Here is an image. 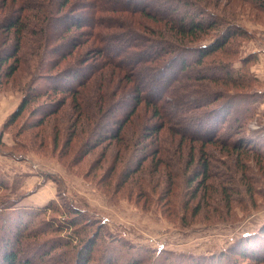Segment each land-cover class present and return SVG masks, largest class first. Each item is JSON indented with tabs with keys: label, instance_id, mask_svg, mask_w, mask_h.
Returning <instances> with one entry per match:
<instances>
[{
	"label": "rangeland",
	"instance_id": "rangeland-1",
	"mask_svg": "<svg viewBox=\"0 0 264 264\" xmlns=\"http://www.w3.org/2000/svg\"><path fill=\"white\" fill-rule=\"evenodd\" d=\"M22 1L0 89L19 257L75 264L97 231L87 264H264V0H0V18Z\"/></svg>",
	"mask_w": 264,
	"mask_h": 264
},
{
	"label": "trees",
	"instance_id": "trees-1",
	"mask_svg": "<svg viewBox=\"0 0 264 264\" xmlns=\"http://www.w3.org/2000/svg\"><path fill=\"white\" fill-rule=\"evenodd\" d=\"M5 2L7 0H4ZM13 3L16 2L17 0H12ZM39 2L36 3V7L38 10L41 9L43 2L41 0H38ZM61 7H65L69 4L70 0H59ZM26 3V5H25ZM25 3L19 2L18 7L21 8V10L15 11L13 9H10V11H8V13L6 12V14H4L1 18H0V28L1 30H4V35L1 34L0 35V89L2 88V86L14 75V73L19 69L20 67V50L22 48V40L24 37V33L27 29V24L24 23L23 18L25 17V13L24 10L26 11V9L29 8H35L31 5H29V3H27L25 1ZM45 8V11L47 10L48 6L45 5L43 7V9ZM50 8V7H49ZM48 8V10H49ZM183 23V22H182ZM191 26H184V24H182L181 26L187 27L188 29H190V34H194V32L197 31H202L205 30V23L204 22H199L196 19L191 21ZM5 36V37H3ZM157 51V50H156ZM105 54L110 55L109 52H104ZM177 54V52H176ZM206 54V53H205ZM65 56V55H63ZM125 57V56H124ZM146 57L148 58L147 60H152L154 57V55H152L150 48H148L146 51H144L141 56H140V60L142 59H146ZM121 58V57H120ZM159 57H157L158 59ZM155 59V60H157ZM176 60V59H175ZM129 61V60H128ZM181 61H185V58H182ZM184 68V67H183ZM82 80V81H81ZM83 80L84 78H80L78 83L81 85L83 84ZM155 80V79H154ZM77 83V84H78ZM161 86V88H163V85L166 84L165 80H161V82H159ZM39 90H43V89H39ZM62 91L64 90L65 92H75L76 89L73 88V86H63V87H55V92L57 91ZM137 101L142 100V97H144L143 94H138L137 96ZM29 99L28 97L24 98V100L22 101V103L20 104V107L18 108V110H16L15 112H13L10 116L9 119L12 121L14 119H16L20 113L22 112V110H24L26 108V106L29 103ZM63 102V100L61 101V103ZM58 108L60 107H54L51 110L49 109V111L45 114H51L56 112V110H58ZM123 125V123H120ZM157 131H159V128H156ZM117 134H114V136ZM205 170H207L206 166H205ZM81 213L80 209H75L74 211V217L79 216ZM6 220V223H4ZM4 221V222H2ZM23 222V221H21ZM2 224L3 227H2ZM9 226L11 228H9ZM264 231V229L262 230ZM18 230L15 227V222L13 220H9V218L4 217L3 215L0 216V264H31L32 259H30V257H19L18 255V251L16 249L15 246V242L18 243L19 239H16L17 237V233ZM98 232L95 231V233H93L92 236L88 237L87 239L83 238L81 240V247L80 249L77 251L76 253V259H75V264H87L88 261L90 260V250L91 247H94L95 244V240L97 239L96 237L98 236ZM83 241V242H82ZM244 246V245H243ZM2 250V251H1ZM239 255H242L246 258H248L251 262L252 260H261L260 255L255 254L254 252H251L250 249H246L244 247L237 249L236 251Z\"/></svg>",
	"mask_w": 264,
	"mask_h": 264
}]
</instances>
